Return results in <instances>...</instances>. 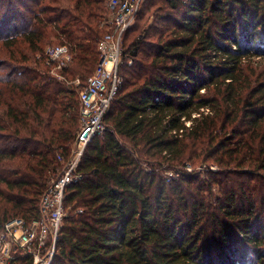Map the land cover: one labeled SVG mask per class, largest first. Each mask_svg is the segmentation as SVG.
I'll return each mask as SVG.
<instances>
[{
	"label": "trees",
	"instance_id": "16d2710c",
	"mask_svg": "<svg viewBox=\"0 0 264 264\" xmlns=\"http://www.w3.org/2000/svg\"><path fill=\"white\" fill-rule=\"evenodd\" d=\"M106 13L0 0V229L38 218L71 154ZM138 17L51 264H264V0H145Z\"/></svg>",
	"mask_w": 264,
	"mask_h": 264
},
{
	"label": "built area",
	"instance_id": "2783aa9c",
	"mask_svg": "<svg viewBox=\"0 0 264 264\" xmlns=\"http://www.w3.org/2000/svg\"><path fill=\"white\" fill-rule=\"evenodd\" d=\"M144 1L106 0L107 13L100 23L105 33L97 44L100 58L79 92V131L71 154L68 159L59 157L63 168L44 192L38 218L29 222L16 218L0 229V264H51L67 214L64 205L67 187L81 177L79 166L88 143L106 131L105 116L121 84L119 63L123 36ZM45 52L49 60L58 63V68L70 60L64 45L48 47Z\"/></svg>",
	"mask_w": 264,
	"mask_h": 264
},
{
	"label": "rangeland",
	"instance_id": "374dc122",
	"mask_svg": "<svg viewBox=\"0 0 264 264\" xmlns=\"http://www.w3.org/2000/svg\"><path fill=\"white\" fill-rule=\"evenodd\" d=\"M142 4H143V3H142ZM140 8H141V7H140ZM140 8H139V10H138V13H137V15H136V17H135V19H134L132 25H131L129 28H133L135 25H137V24H139V23L142 24V21L139 20V17H138V15H139V11H140ZM152 21H153V17L151 16L150 19L147 21L146 26H148L149 23H152ZM104 31H105V30H104ZM122 46H123V41H122ZM48 47H51V46H48ZM48 47H46V48H48ZM205 169H206L205 166L202 165V166L198 167V168L196 169V171H197V172L202 171L203 173H205V171H206ZM205 176H206V175H205ZM205 176H203V177H205Z\"/></svg>",
	"mask_w": 264,
	"mask_h": 264
}]
</instances>
